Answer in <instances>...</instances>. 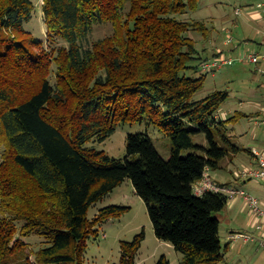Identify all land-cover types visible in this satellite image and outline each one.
Here are the masks:
<instances>
[{"label": "trees", "instance_id": "obj_1", "mask_svg": "<svg viewBox=\"0 0 264 264\" xmlns=\"http://www.w3.org/2000/svg\"><path fill=\"white\" fill-rule=\"evenodd\" d=\"M199 1L42 0L48 40L68 46L36 52L42 42L25 29L34 3L0 0V264H83L98 226L129 211L112 205L90 219V209L127 180L146 202L156 237L183 255L182 264H221L229 244L216 215L229 197H199L193 186L242 152L227 127L243 114L220 116L226 91L194 98L209 74L203 64L213 60L202 61L190 35L210 30L178 16ZM99 24H111L113 34L86 45ZM145 119L172 141L168 159L148 134L128 136L125 159L86 147L120 123ZM197 134L208 146L194 142ZM32 234L49 244L35 260L20 238ZM144 240L142 231L123 241L118 264H137ZM157 264L169 262L163 256Z\"/></svg>", "mask_w": 264, "mask_h": 264}, {"label": "rangeland", "instance_id": "obj_2", "mask_svg": "<svg viewBox=\"0 0 264 264\" xmlns=\"http://www.w3.org/2000/svg\"><path fill=\"white\" fill-rule=\"evenodd\" d=\"M31 1L36 6V10L31 22L25 25V29L30 36L42 42L41 49L36 47L33 49L36 52L41 50L52 52L54 49L68 46V43L62 39H58L54 43L48 40L42 0ZM242 1L200 0L196 10L190 11L184 16H178L180 20L199 21L208 26L209 35L205 36L200 32H191L190 35L195 41L202 61L214 60L218 49L229 53L230 50L235 48L236 53L232 54L230 52L229 57L236 61L215 74H207L203 88L194 97L196 100H200L216 91L228 92L229 97L220 108V112L228 114L229 117L237 114V111L250 114L256 109L261 110V108H257V104L260 102L264 105V26L249 22L247 29L241 26L239 28L235 27L236 20L241 22L245 16L237 17L235 14V8L240 6ZM112 34L113 27L111 24L96 25L86 45ZM229 37L232 38V43L229 42ZM4 50L5 46L3 45L0 51ZM251 55H257L260 63L253 64L241 60ZM200 62L198 61L197 64ZM55 70L54 65L50 76L51 82L54 84L56 82ZM202 73L206 74L203 70ZM202 73H196L193 70L186 71L187 76L194 78ZM253 123L249 122L247 118H240L238 123H230L227 128L230 130V135H232L231 139L238 142L240 138L236 135L239 132L245 134L247 131L252 132L253 129H257L256 132L260 134L264 133V127ZM131 134H148L153 139L160 155L164 159L170 157L172 141L161 131L149 127L146 119L141 123H120L116 126L115 133L110 138L105 141L89 142L86 147L102 152L110 158L125 159L127 156V138ZM194 142L208 146L207 139L203 134L195 135ZM4 149L5 146L0 144V162ZM191 152L192 150H184L182 155L186 156ZM248 158L249 156L244 154L235 163H231L230 159L226 158L221 162L220 169L209 171V176L214 182L218 181L223 183L222 185L244 190L246 193L261 199V194L264 193L263 182L250 180L247 182V187H244L238 178L243 165L252 166L249 164ZM112 205L127 207L129 211L120 218H112L98 226V237L92 236L87 242L83 264H118L121 259V243L123 241H133L142 231L145 232V240L138 252L137 264H157L163 256L169 264L183 263V255L177 252L173 245L156 237L147 204L136 194L131 180H127L102 201L93 205L88 213L89 218L93 219L100 209ZM240 207L241 205H239V210ZM239 210L237 211L239 212ZM247 213L235 216L228 211V208L221 213H217L216 216L221 222L222 245L225 248L229 244L221 264H264V247L261 246L260 241L244 243L243 240L236 242L230 240L232 230L245 233L243 231H245L244 221ZM16 224L21 228L24 222L17 221ZM254 236L257 238L256 235ZM20 238L27 244L26 254L32 260H35L36 252L49 246L45 237L38 234Z\"/></svg>", "mask_w": 264, "mask_h": 264}, {"label": "built area", "instance_id": "obj_3", "mask_svg": "<svg viewBox=\"0 0 264 264\" xmlns=\"http://www.w3.org/2000/svg\"><path fill=\"white\" fill-rule=\"evenodd\" d=\"M255 8L264 16V0H257ZM240 13L241 8L236 9V14L239 15ZM241 60L253 64H257L260 61L257 55H251L246 58H242ZM233 62L234 60L231 58H217L213 61L204 63L202 68L206 73L215 74L224 66L230 65ZM257 124L260 127H264V118L258 121ZM252 155L255 165L253 167L243 168L239 172L238 178L242 181L255 180L256 182H264V153L259 150H253ZM210 191L224 193L231 200H235L240 196L244 198L250 212L258 219L257 231L263 235V238L259 240L253 234L235 233L230 235V239L235 242L239 240H243L244 242L260 241L261 246L264 247V223L262 222V220H264V204L262 201L259 198L246 193L244 190L234 189L214 182L209 176V170H206L203 179L194 184L193 192L195 195L201 197Z\"/></svg>", "mask_w": 264, "mask_h": 264}, {"label": "crops", "instance_id": "obj_4", "mask_svg": "<svg viewBox=\"0 0 264 264\" xmlns=\"http://www.w3.org/2000/svg\"><path fill=\"white\" fill-rule=\"evenodd\" d=\"M256 2H257V0H243L240 3V6H237L235 8V14H236V9L241 8V13L239 15L236 14L237 17H239L241 15H243V16L245 15L244 18L241 20V22H239V20L238 21L236 20L235 27L239 28L241 26V27L247 29L249 22L256 23L260 26H264V16L258 10H256V8H255ZM257 34H259V32H257ZM229 42L232 43L231 37H229ZM230 52H232V54L236 53L235 48L230 50L229 53ZM229 53L226 52L225 50L218 49L216 54H215V59H217V58H231V59H233L232 57H229L230 56ZM235 61L236 60H234V62ZM258 63H260V61ZM257 108H261V110L256 109L255 111H252L250 114L244 113L241 111H237V114L239 116H240V114H243V116H241L240 118H247L249 122H251V123L254 122L253 124L258 125L257 122L262 120L263 119L262 117H264V105H263V103L262 102L258 103ZM220 116L222 118L229 117L228 114L223 113V112H221ZM239 121H240V119H239ZM256 131H257V129H253L252 132L247 131L245 134H241L240 132L237 135L235 134L236 137L240 138L239 141L238 142L235 141V143L239 147L242 148V152H240L238 155H236L234 157H229L231 163H235L238 160V158L240 159V157H242V155L245 154V155L249 156V158H248L249 164H251L252 166L243 165V168L253 167L255 165V161L253 159V155L251 154V152L253 150H259V151H262L264 153V133L260 134ZM231 137H232V135H231ZM247 150H250V151H247ZM215 182L220 184V185L223 184V183H220L218 181H215ZM247 182L248 181L240 180V183L242 185H244V187H247ZM263 191H264V189H263ZM261 199L260 200L264 204V193L261 194ZM239 205H241L240 210H239ZM246 206H247V204H246L244 198L240 196V198H237L235 200L229 199V203L225 209L228 208V211L232 215L234 214L235 216L236 215L241 216V214L247 213V211H248L246 219L244 221L245 222V231H243V232H245V233H241V234L253 233L254 235L257 236V239L261 240L263 238V235L257 231L258 219L255 216H253V214L250 212L249 208H247L248 206L247 207ZM237 210H239V212ZM231 221H234V220H231ZM262 222L264 223V220H262ZM235 233H239V232H235V230H232L231 234H235ZM239 241H241V240H239ZM244 243H250V242H244Z\"/></svg>", "mask_w": 264, "mask_h": 264}]
</instances>
